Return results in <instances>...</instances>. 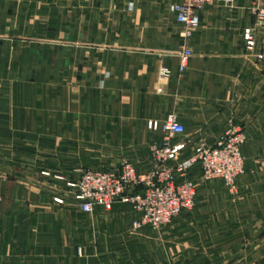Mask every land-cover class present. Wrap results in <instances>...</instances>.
I'll use <instances>...</instances> for the list:
<instances>
[{"label":"crops","instance_id":"0c3cea01","mask_svg":"<svg viewBox=\"0 0 264 264\" xmlns=\"http://www.w3.org/2000/svg\"><path fill=\"white\" fill-rule=\"evenodd\" d=\"M170 5L0 0V264H264V0L207 5L188 41ZM170 113L194 144L243 129L237 189L195 170V207L159 230L123 200L82 212L68 183L149 169Z\"/></svg>","mask_w":264,"mask_h":264},{"label":"built area","instance_id":"2783aa9c","mask_svg":"<svg viewBox=\"0 0 264 264\" xmlns=\"http://www.w3.org/2000/svg\"><path fill=\"white\" fill-rule=\"evenodd\" d=\"M222 1L231 5L235 0H170L176 21L182 26L185 40L192 38L200 25L199 13L207 5ZM264 19V12H262ZM248 46H253L252 29L245 30ZM186 41V42H187ZM192 49L184 45L180 56V70L186 69ZM152 130H161L164 138L152 149V166L139 171L132 161L124 159L112 169H87L77 180L69 182L81 211L92 213L100 206L107 210L123 200L131 205L133 228L150 227L159 230L170 224L183 211L196 205L198 184L195 170L204 181H221L233 192L238 179L245 173L246 157L243 145L247 135L234 127L220 136L214 144L207 141L190 143L179 139L185 126L178 115L170 113L163 122L151 121Z\"/></svg>","mask_w":264,"mask_h":264},{"label":"rangeland","instance_id":"374dc122","mask_svg":"<svg viewBox=\"0 0 264 264\" xmlns=\"http://www.w3.org/2000/svg\"><path fill=\"white\" fill-rule=\"evenodd\" d=\"M226 189H227V188H226ZM227 190H228V189H227ZM194 207H195V206H194ZM194 207H193V208H194Z\"/></svg>","mask_w":264,"mask_h":264}]
</instances>
